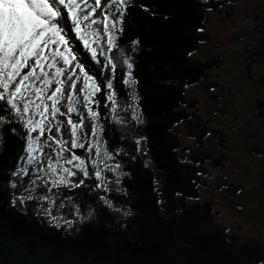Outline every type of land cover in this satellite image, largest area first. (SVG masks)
<instances>
[{
  "label": "trees",
  "instance_id": "trees-1",
  "mask_svg": "<svg viewBox=\"0 0 264 264\" xmlns=\"http://www.w3.org/2000/svg\"><path fill=\"white\" fill-rule=\"evenodd\" d=\"M213 6L210 0H131L117 43L132 56L135 84L126 88L122 83V62L111 73L117 99L134 104L135 111H118L117 123L103 104L92 106L101 114L105 147L118 152L115 156L126 175L120 191L113 185L106 194L111 208L99 199L105 194L93 187L94 180L73 193L81 216L92 212L75 229L56 227L41 217L36 199L26 201V207L13 202L14 190L6 181L22 148L11 129L20 126L0 125V264H264L262 240L228 232L216 221L212 202H199L207 177L204 167L223 168L229 161L228 155L212 158L203 147L205 135L211 134L214 147L226 151L227 135L190 115L196 101L185 97L188 87L219 65L197 57L206 39V10ZM71 27L66 20L65 34L75 47L79 42ZM133 39L138 41L134 52ZM80 50L95 67L82 45ZM182 122L188 124L197 148L188 157L180 154L174 130Z\"/></svg>",
  "mask_w": 264,
  "mask_h": 264
},
{
  "label": "snow or ice",
  "instance_id": "snow-or-ice-1",
  "mask_svg": "<svg viewBox=\"0 0 264 264\" xmlns=\"http://www.w3.org/2000/svg\"><path fill=\"white\" fill-rule=\"evenodd\" d=\"M130 6L131 0H0V105L5 113L0 115V125L19 124V130L11 131L22 141L6 183L14 190L13 202L19 200L25 207V202L33 199L46 203L48 207L38 204L35 210L56 227L61 223L72 226L71 219L57 215L65 207L64 200L71 198L49 194L51 189L77 188L84 179L95 177L93 187L105 194L99 199L111 208V201L106 199L111 188L103 173L111 172L115 184L119 175H126L117 173L118 152L105 147L101 114L92 106L103 104L117 123L121 122L118 111L128 107L135 111L134 104L117 99L111 73L122 62L126 69L122 83L126 88L135 84L130 76L132 56L117 43ZM66 20L71 21V32L79 42L75 47L65 34ZM130 44L136 51L138 41L133 39ZM100 57L109 71L101 66ZM128 96L136 99L133 92ZM73 115L79 118L74 120ZM135 118L139 122V116ZM65 121L68 139L64 138ZM77 148L84 155L73 151ZM109 160L114 162L110 165ZM70 215L80 218L75 205ZM91 215L89 211L83 219Z\"/></svg>",
  "mask_w": 264,
  "mask_h": 264
},
{
  "label": "rangeland",
  "instance_id": "rangeland-1",
  "mask_svg": "<svg viewBox=\"0 0 264 264\" xmlns=\"http://www.w3.org/2000/svg\"><path fill=\"white\" fill-rule=\"evenodd\" d=\"M217 3L227 5L233 12L223 8L220 14H212L210 10H206L204 34L208 40L200 45L197 57L202 62L217 60L219 65L211 67L205 78L188 87L185 97L190 103L196 101L194 110H188L190 115L198 117L208 129L220 130L227 135L226 151H218L214 147L211 134L205 135L203 147L212 158L228 155L229 161L223 168L211 164L204 167L207 177L204 178V187L199 189V202H212L216 221L225 226L228 232L242 239L251 237L264 242V153L259 154L261 149L264 150V107L258 106L262 102V95L259 94L264 89L261 83L264 81V51L260 60L255 58L251 62L247 57L248 53H253V46H257L264 38V0H218ZM237 35L240 39H234ZM81 111L83 112L82 109ZM83 115L87 118V112H83ZM75 117L79 118L76 115L71 118ZM190 120L195 119L191 117ZM85 123L90 128L87 119ZM188 129V124L183 122L174 128L181 142L180 154L185 157L197 149L194 140L189 137ZM63 131L64 138L68 139L66 121ZM73 151L84 155L80 148ZM113 162L107 161L110 165ZM115 162L118 163L116 156ZM88 168L91 170L92 166L88 165ZM117 173H125L122 166L119 165ZM103 175L108 178L111 189L115 185L121 190V180L125 175H119L118 184L112 183L115 177L111 172L105 171ZM92 180L96 182L95 177H90L84 179V184ZM80 187L53 188L49 193L71 198L64 200L65 207L57 213L63 219L73 221L70 227L60 224L67 229H75L83 219L80 214L82 212L72 199L73 193ZM36 201L43 207H48L46 203ZM56 204L59 205V200ZM73 205L79 211V219L70 215Z\"/></svg>",
  "mask_w": 264,
  "mask_h": 264
},
{
  "label": "flooded vegetation",
  "instance_id": "flooded-vegetation-1",
  "mask_svg": "<svg viewBox=\"0 0 264 264\" xmlns=\"http://www.w3.org/2000/svg\"><path fill=\"white\" fill-rule=\"evenodd\" d=\"M210 2L214 3V6L210 8V11H211L212 14L213 13L214 14H216V13L220 14L223 8H226V11H227V9H230V8H228L227 5H218L217 4L218 0H210ZM230 10L233 12V9H230ZM225 16H228V14H226ZM262 18H263L262 21H263V24H264V16H262ZM260 32H262V31H260ZM237 38L240 39L239 35H237L234 39H237ZM206 39L208 40L207 36H206ZM206 39H205V41H206ZM260 42L261 43H259L257 46H253V48H254V51H252L253 53H248V55H247V57L249 58V60L251 62H254L256 60L255 58H257V60H260V57L263 54V51H264V49H263V47H264V38ZM253 56H254V58H253ZM261 83L264 85V81L261 82ZM259 92H261V91L259 90ZM263 93H264V89H262V93L259 94V96L262 95V99L260 98V100H262V102L258 105V106H261V107H264V95H263ZM262 114L264 115V113H262ZM262 114H260V116H262Z\"/></svg>",
  "mask_w": 264,
  "mask_h": 264
}]
</instances>
